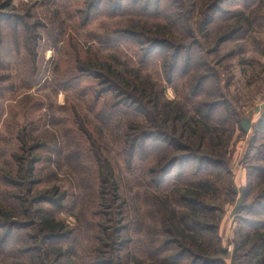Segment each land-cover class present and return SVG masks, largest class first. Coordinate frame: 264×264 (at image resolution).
Returning <instances> with one entry per match:
<instances>
[{
  "label": "trees",
  "instance_id": "obj_1",
  "mask_svg": "<svg viewBox=\"0 0 264 264\" xmlns=\"http://www.w3.org/2000/svg\"><path fill=\"white\" fill-rule=\"evenodd\" d=\"M64 3L68 4V0ZM83 3L88 5L86 19L100 11L107 12V16L111 13L115 17L130 16L159 22L161 25L150 28L127 23L126 27L124 25L114 31L111 38L100 43H120L131 47L140 46L136 36L149 40V49L137 63L139 69L147 66L151 59L161 61L165 84L171 87L173 82L178 81V86H182L181 101L186 106L164 102L161 93L153 90L156 85L139 79L136 73H122L106 62L99 63L96 52L90 49L82 50L77 44L71 49L65 48L57 65L58 70L47 86L54 94H73L82 103L83 112L86 110L89 115H94L95 124L101 131L110 130L114 134L115 127L119 128L118 134L113 137L119 173L116 176L115 166L103 157L106 147L103 137L86 131L84 117L77 110L78 104L67 102L68 108L64 112L68 119L63 124L69 125V130L64 136V157L70 162V168L81 174L80 185L74 186L73 193L57 195V189L53 188V196H47L49 193L36 194L32 205L38 204V207L29 211L30 185L36 184L33 180L35 166L43 162L59 164L50 156L58 158L64 150L53 136L43 134L33 138L28 131L18 135L6 161L11 167L15 165L16 173L12 176L10 169L0 172V185L9 188L4 192L3 200L0 199V229L6 230L4 238L14 239L13 233L19 231L25 240L22 243L27 244L29 235L23 231L36 227L32 240L43 241V258L35 257L33 253L36 250L28 249V246L22 257L24 264H51L62 258L65 246H68L69 264H76L74 256L78 264H225L228 252L218 233L220 217L216 215L219 212L220 184L223 175L228 172L222 141L226 132L222 124H232L236 118L238 123L241 119L234 111L233 121H228L224 112H231L232 109L219 100L223 98L225 88L219 86L216 73L204 70L206 61L203 58L206 59L207 52L202 53L195 37L190 44L180 38H171L167 30L174 31L180 21L174 18L176 13H169L164 8L162 0H156L154 4L146 0L143 5L124 0H119L115 6L110 4V0H83ZM81 22H85L83 17ZM27 25L22 20L7 25L12 42L4 38L0 40V54L4 62L14 60V63L22 64L24 57L32 55L30 43L37 34L32 25L37 23L30 25V31L26 29ZM137 30L142 32L141 35H137ZM24 34L25 40L17 39ZM226 40V37H221L215 43L222 44ZM48 41L53 46L57 44L54 38L50 37ZM3 61L0 59V68L4 67ZM40 68L39 64L38 67L33 66L29 76L32 87L42 81ZM100 71H106L112 79L108 80L109 87L104 89ZM89 79L93 81L89 83ZM9 88L0 87V99L4 98ZM108 94H114L113 99L108 98ZM123 98H127L128 102L121 101ZM147 104L152 106L153 113L149 114L154 116L153 122L145 117V122H133L140 116L143 118L146 111L142 113V107ZM220 107L222 112L216 117L215 112ZM42 108L39 103L38 108L31 106L30 110L39 111ZM42 120L39 119L37 125ZM252 130L254 134L250 146L259 136L264 138V109ZM260 148L261 157L257 161L260 163L251 174L256 175L255 198L247 206L244 202H247L250 188L244 189L241 206L236 213L247 211L257 221H241L244 227L239 228L237 239L233 241L232 264H264V145ZM39 152L50 156L43 159ZM88 180H92L91 185L94 183L90 189ZM130 183L141 190L144 209L140 205H128L119 195ZM87 189L88 192L85 191ZM111 189L113 191L109 193ZM138 199L139 196H136L134 200ZM69 204L77 207V227L83 220L84 229L93 231L91 235H86L81 255L77 254V247L82 233L56 219L57 213ZM95 208L98 210L93 211ZM32 213L34 221L30 220ZM20 225L23 228L16 229ZM245 253L251 254L250 258L240 263V256ZM136 254L141 255L144 261L137 259Z\"/></svg>",
  "mask_w": 264,
  "mask_h": 264
},
{
  "label": "rangeland",
  "instance_id": "obj_2",
  "mask_svg": "<svg viewBox=\"0 0 264 264\" xmlns=\"http://www.w3.org/2000/svg\"><path fill=\"white\" fill-rule=\"evenodd\" d=\"M64 1L0 0V40L4 38L9 43L12 42V34L9 35L7 25L12 24L15 20L26 22L28 31H30L31 24L37 23V25H32L33 30L37 33L33 42L30 43L32 55L24 57L22 64H16L14 60L4 62L3 56L0 54V59L4 63V67L0 68V87H10L4 98L0 99V172H8L10 169L12 176L15 175V165L11 167V164H6L7 155L16 142L15 138L26 131L33 138L43 134L49 137L53 136L55 138L53 139L58 141V144L64 150L58 158L48 154L59 164L43 162L35 166L36 175L33 180H35L34 183L36 184L30 185L32 195L30 196L31 206L28 207L29 211L38 207V204L32 205V202L37 198L36 194L47 195L49 193L47 196H53V188L57 189L55 193L57 195L62 192L73 193L74 186L80 185L81 177L79 176L81 174L74 172L69 166L70 162L64 157L66 154L64 136L67 134L66 130H69V125L63 124L68 119L67 113L64 112V109L68 108L67 102L73 101L76 103L75 105L78 104L77 110L84 117L86 131L89 133L95 132L103 137L106 147L102 152L105 155H102L112 164L111 166H115V169H117L116 176L119 173V166L114 154L116 151L115 143L113 142V137L118 134L119 128L115 127L114 134L110 130L101 131L95 124L94 115H89L86 110L85 114L81 108L82 103L73 94L69 93L66 96L62 92L54 94L51 88L47 86V83L53 80V75L58 70L57 65L65 48L69 47L71 49L77 44L82 50L90 49L92 52H96L99 63L106 62L115 68L116 71L122 73H136L139 79L141 78L145 82L156 85L153 90L161 93L164 102L181 103L186 106L181 101L182 86H178V81L173 82L171 87H167V84H165L160 69L161 61L158 62L156 59H151L152 56H150L151 60L149 61L151 62L147 66L142 67L143 69H139L137 63L146 50L149 49V40L136 36L139 39L140 46L131 47H126L120 43L113 45L100 43L105 39L111 38L114 31L121 29L124 25L126 27L127 23L132 22L140 28H150L156 24L161 25L159 22L149 18H147L149 20H145L130 16L115 17L111 13L107 16V12L101 13L100 11L95 12L89 19H86L88 5L84 4L83 0H68V4L64 3ZM118 1L110 0V4L115 6ZM124 1L126 3H137L138 5L146 4V0ZM155 1L150 0L153 4ZM217 1L162 0V3H165L164 8L169 13H176L174 18L180 21L174 27V31L167 30V33H170L172 39L180 38L185 43H189L195 37V41L201 48L202 53L207 52L206 59L203 58L206 61V63L203 61L206 66L204 70L210 69L211 73H216L219 78V86L225 88L222 91L224 93L223 98L219 100H222L220 103H227L232 109L231 112H224L228 117V121H233L231 118L234 111L242 120L249 117L250 111L264 104V0H219L217 6H215ZM82 17L85 20L84 23L81 22ZM140 30L136 31L138 32L137 35H141L142 32ZM25 36V34L19 35L17 39L23 41ZM50 37L56 39L57 44L55 46L48 44V38ZM221 37H226L227 40L222 44L215 43ZM69 40L72 43L70 42L68 45ZM189 47L191 46L189 45ZM195 54L199 57L197 52ZM37 62L41 65L39 76L42 81L32 87L29 76L32 74L33 66L38 67ZM168 62H170V58ZM100 72L104 80L103 89L109 87L108 80L112 81V79L109 78V74L106 71ZM131 77L133 79V76ZM88 81L91 83L93 80L89 79ZM176 86L177 88L175 89ZM108 95V98L113 99L114 94ZM214 97H208V99ZM121 101L128 102L127 98H123ZM39 103L43 105L42 109L39 111L36 109L30 110L31 106L38 108ZM142 108V113L146 111L143 114V118L141 119L140 116V119L133 120V122H145L147 118L150 122H153L154 116L149 114L153 113L151 104H147L146 107ZM262 111L251 116L252 127L259 120ZM190 112H192L191 109ZM221 112L222 108L220 107L215 112L216 117H219ZM41 118L43 120L37 125V121ZM237 119L232 124L230 122L222 124V128L226 132L222 137V141L226 151H224L226 153L225 162L227 163L225 169L228 172L223 175L220 184V199L217 203L219 212L216 215L220 217L218 233L223 247L228 252L225 264H232L233 241L235 238L237 239L239 228L243 229L244 227V225H241V221H257L247 211L235 214L232 217L230 215L236 208L238 200L241 199L242 201L244 189L249 190L250 188V193L246 198L247 202H244L247 206L255 198L257 190H255L256 182L254 179L256 175L251 176V174L255 170V166L260 163L257 162L261 157V154H259L262 150L260 145H264V138L259 136L256 142L250 146L249 142L254 131L252 127L248 133L241 131V120L237 123ZM38 155H41L43 159L48 156L43 152H39ZM173 171L175 173L177 167ZM90 181L92 180L87 182L89 189L94 184L91 185ZM8 189L0 185L1 200H3L4 192ZM233 189L237 191L236 194L231 193ZM239 189H242L241 195L238 192ZM10 191H13L12 188H10ZM85 191L88 192V189ZM111 191L113 190L111 189L109 193ZM119 195L123 196L125 202L129 203L128 205H140L139 207L144 209V205L141 203V190L134 186L133 183L125 185L123 192H120ZM136 196H139V201L134 200ZM42 207L47 208V206ZM96 210L98 209L95 208L93 211ZM55 212H58V210ZM77 213L75 205H65L64 210L57 213L56 219L57 221L65 222L69 227H76L82 233L79 246L77 247V254L81 255L82 249L86 245L85 237L86 235H91L93 231L84 229L83 220L80 227H77L75 220ZM32 214L33 216L30 220L34 221V213ZM111 215H113L112 211ZM96 216L97 219L98 215ZM92 219L97 222L94 217ZM18 221H21V219ZM21 226L23 225L16 229L23 228ZM5 232L4 228L0 229V264H24L22 257L25 252L24 249L28 246V249L36 250L33 253L35 257H40V260L43 258V249L45 250V246L42 245L43 241L40 239L32 240L35 237L36 227L23 231L27 236L29 235L27 244L22 243L24 239L22 235H19L21 232L18 231L16 232L17 234L14 232V239L11 237L5 239ZM67 247L63 248L62 258L52 261L51 264H69ZM136 255L137 259L144 261L141 255ZM250 255L246 253L241 255L240 263L246 262ZM74 261L78 264V259L75 256Z\"/></svg>",
  "mask_w": 264,
  "mask_h": 264
},
{
  "label": "water",
  "instance_id": "obj_3",
  "mask_svg": "<svg viewBox=\"0 0 264 264\" xmlns=\"http://www.w3.org/2000/svg\"><path fill=\"white\" fill-rule=\"evenodd\" d=\"M264 109V104H262L261 106L255 108L254 110L250 111L249 112V117H246V118H243L241 120V130L244 132V133H248L249 130L251 129V116L256 113L258 114L261 110ZM238 192L240 193V195L242 194V189H239ZM233 193L236 194L237 191L235 189H233ZM241 199L238 200L237 204H236V208L232 211L230 217L234 216L238 209L240 208L241 206Z\"/></svg>",
  "mask_w": 264,
  "mask_h": 264
}]
</instances>
